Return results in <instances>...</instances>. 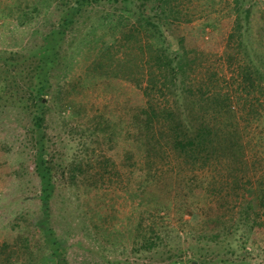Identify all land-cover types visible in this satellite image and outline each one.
Instances as JSON below:
<instances>
[{
  "label": "trees",
  "instance_id": "1",
  "mask_svg": "<svg viewBox=\"0 0 264 264\" xmlns=\"http://www.w3.org/2000/svg\"><path fill=\"white\" fill-rule=\"evenodd\" d=\"M176 3L177 0L61 1L56 19L33 48L29 80L24 88L33 122L27 130L33 142L31 163L38 176L36 197L40 214L28 219L17 211L2 227L6 232L0 242V264H38L43 252L53 259L52 264H67V249L51 221L56 189L62 186L74 192L85 182L89 193L91 185L104 180L107 173H112V186L142 194L141 207L154 206L155 213L147 208L152 222L144 224L140 218L127 231L137 250L142 247L152 251L169 240V234L164 235L167 224H162L175 217L180 224L169 228L175 229L176 235L184 232L186 243L189 239L228 243L243 228L238 232L240 253L245 258L253 255L246 245L264 235V45L251 43L250 38L257 0H234L233 11L238 18L234 31L227 37L224 57L220 56L228 65H235L230 84H223L221 71L209 63L216 18L206 20L212 28L208 38L200 29L190 38L179 37L177 47L169 46L161 23L170 24L186 15ZM214 3L215 0H208L206 5ZM108 6L112 11L107 10ZM89 7L104 8L99 10L100 22L95 31L101 30L99 39L107 42L93 64L111 73L112 82L128 80L136 89L112 107V148L119 149L112 153V166L110 159L103 158L102 171L96 173L90 172L94 165L88 154L83 161L76 159L64 166L56 163L46 144L45 132L50 101L44 98L50 93L51 100L57 102L61 94L52 90V72L59 66L68 32ZM0 16H7L3 9ZM259 18L263 27L257 31L264 34V2ZM105 27L110 36L102 39L107 35ZM137 33L145 35V39L134 36ZM133 39L135 43L130 47L137 54L126 45ZM232 42L236 45L230 53L228 47ZM125 46L126 50L119 55ZM114 86L113 92L117 91ZM60 104L64 110L72 107V115L79 111L74 101L61 99ZM96 127L95 130L107 132L106 126ZM259 145L262 149H255ZM8 151L0 143V156ZM93 212L102 217L99 208ZM86 216L94 220L93 216ZM174 246L176 251L169 248L173 256L167 264H183L179 257L184 247ZM219 255L218 251L211 257H192L189 264L227 262Z\"/></svg>",
  "mask_w": 264,
  "mask_h": 264
},
{
  "label": "rangeland",
  "instance_id": "2",
  "mask_svg": "<svg viewBox=\"0 0 264 264\" xmlns=\"http://www.w3.org/2000/svg\"><path fill=\"white\" fill-rule=\"evenodd\" d=\"M61 1L0 0V9L7 14L6 17L0 16V143L9 148L7 153L0 156V242L4 241L6 232L1 230L2 227L12 220L17 211L22 212L28 219L40 214L36 197L38 176L31 163L33 142L31 133L27 130L33 127V122L26 105L28 93L24 88L29 80L28 64L35 53L33 48L56 19ZM262 2L264 0H257L250 22L253 26L251 43L256 45H264V34L257 31L263 27L259 18ZM206 3L208 5V0H177L176 4L186 15L170 24L161 23V28L169 46L175 48L178 46L179 37L184 35L190 38L197 35L200 29L205 38H208V32L212 28L206 20L210 17L216 18L214 45L208 51L212 52L209 63L221 71L219 74L223 78L222 83L230 84L235 74V65H228L221 57H224V50L228 46L227 37L234 31L238 13L233 11L234 0H215L210 7ZM110 7L107 10L112 11ZM102 9L104 8H86L77 18L64 41L59 66L52 72V90L61 94L57 102L51 100L50 93L44 98L45 101H50L45 126L46 144L55 162L64 166L76 159L83 161L84 155L88 154L94 165V169H90L91 173L102 171L100 163L103 158L110 159L109 166H112V153L119 149L112 148V107L118 106L124 96L132 95L136 90L134 83L128 80L112 82L111 73L107 74L93 64L107 43L99 39L101 30H97V33L95 31L96 24L100 22L99 10ZM240 17L244 18V12ZM134 19L135 16H132L131 22L135 25ZM104 29L107 35L102 39L110 36V31L106 27ZM219 34H222L223 39L220 40ZM136 35L140 34L134 36ZM144 36L140 35L139 38L144 40ZM151 40L155 41L157 38ZM134 43V39L128 40L126 45L130 52L137 54L138 51L135 52L130 47ZM235 45L232 42L228 47L230 53L235 50ZM127 46L122 48L119 55H122ZM243 54L241 51L240 56ZM111 70L112 66H109V71ZM114 85L117 86L115 92L112 91L115 89ZM61 99L65 102L74 101L79 110L77 114H71L72 107L64 110L60 106ZM96 125L106 126L104 129L107 132L101 131V128L95 130ZM255 149L262 147L259 145ZM116 161L120 163L119 159ZM104 180L107 182H103ZM104 180H98L96 185L92 184L89 193L87 186L83 185L85 182L74 192L71 188L62 186L56 189L52 199L51 221L56 235L67 249V264H167L169 257L173 256L169 248L176 251V244L184 247V252L179 257L183 264H189L192 257L203 254L211 257L218 251L219 257L226 258L227 262L215 264H264V235H259L257 241L251 240L246 245L247 250L254 253L245 258L240 253L241 241L238 234L243 228L236 233L237 238L228 243L214 244L190 239L186 243L187 236L184 232H180L179 236L175 229L169 228L178 227L180 224L175 217L167 218L162 224H167L168 227L164 229V235L168 233L169 238L171 237L165 240L168 244L161 242L152 251L142 247L137 250L138 247L134 248L127 231L140 218L144 220V224L152 222L147 208L155 213L154 206L149 204L141 207L139 203L143 199L142 194L137 195L122 187L112 186V173H107ZM99 204L106 205L100 207ZM97 207L102 212L100 218L93 212L98 210ZM86 214L93 216L94 220L89 219ZM41 256L38 264L53 263L48 254L45 256L43 252Z\"/></svg>",
  "mask_w": 264,
  "mask_h": 264
}]
</instances>
